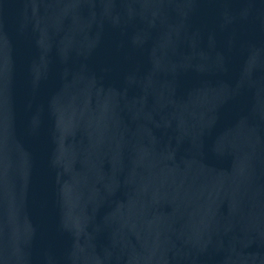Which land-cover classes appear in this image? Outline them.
<instances>
[{
    "label": "water",
    "instance_id": "95a60500",
    "mask_svg": "<svg viewBox=\"0 0 264 264\" xmlns=\"http://www.w3.org/2000/svg\"><path fill=\"white\" fill-rule=\"evenodd\" d=\"M0 264H264V0H0Z\"/></svg>",
    "mask_w": 264,
    "mask_h": 264
}]
</instances>
